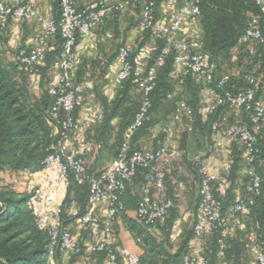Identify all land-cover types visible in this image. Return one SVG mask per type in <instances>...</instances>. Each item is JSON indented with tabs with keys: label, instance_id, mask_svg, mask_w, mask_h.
Returning <instances> with one entry per match:
<instances>
[{
	"label": "built area",
	"instance_id": "built-area-1",
	"mask_svg": "<svg viewBox=\"0 0 264 264\" xmlns=\"http://www.w3.org/2000/svg\"><path fill=\"white\" fill-rule=\"evenodd\" d=\"M264 14V0H255ZM139 5L138 14H134L136 27L147 33L155 43L161 41L162 46L154 63L149 65L154 48L148 45L122 43L116 53L119 67L114 83L120 86L133 73L132 83L141 93V103L133 122L124 132V142L115 160L100 171L89 172L86 157L87 142L79 141L69 145L67 139H75L80 131V124L74 112L83 106V86L75 79V68L80 58L73 47L77 38L88 34L92 29L102 25L109 14ZM58 21L51 15L42 13L32 0H0V35L7 32L11 19L19 23L37 20L43 27L42 38L30 41L17 50L15 62L29 74L38 71L47 51L52 46L49 39L57 33L63 43L61 53L54 62V82L48 87V93L54 98L50 111L52 121L59 128V139L51 153L43 160L44 169L50 179L46 186L34 187L27 200V207L35 217L39 229H47L49 234V251L47 264H57V256L63 252L75 255L84 250L103 255L107 264H140L139 254L121 245L116 240L110 223L99 227L95 223V206L107 200L108 218L114 219L119 205V195L124 191L127 182L142 177L140 200L135 216L147 225L163 224L168 213L174 207L172 198L159 197L165 188V167L183 155V151L169 143H161L157 148L147 150L131 148L133 133L149 119L151 106L150 94L156 84L158 67L165 63L166 57L174 52L175 67L183 76L201 75L204 85L201 89L202 104L198 114L207 119L220 107L238 109L243 112L241 122H231L224 128L223 134L228 140L236 141L242 146L243 160L247 165L246 174L249 181L245 187L249 196L235 199L233 210L243 213L252 205L254 195L262 193L264 178L256 171L254 162L264 151V74L260 77L246 72L243 75L244 86L236 91L227 89L230 77L218 74L214 64H208L202 45L196 37L183 35L184 23L198 19L201 15L200 0H182L178 8L169 14L168 21L158 19L157 0H94L79 7L75 0L59 1ZM238 44L245 46L250 55L257 53V47L264 45V32L257 22L250 20L244 33L238 38ZM185 116L189 120L188 130L194 122L193 108L185 102L177 105L173 115L175 120ZM219 121L211 122L213 133L219 132ZM100 148V144H97ZM190 162L198 174L197 212L193 223L196 238H202L207 230L217 232L221 242L230 231L227 216L222 213L221 201L215 197L213 182L218 176L197 156L190 157ZM72 173L77 184H87L89 194L87 205L82 214L75 208L72 216L95 231L100 238L83 249L75 240L67 225L63 223L61 204L57 198L61 195L68 175ZM264 196V193H262ZM246 247H256L255 264H264V240L256 230H252L245 242ZM182 264H208V259L199 248L195 247Z\"/></svg>",
	"mask_w": 264,
	"mask_h": 264
},
{
	"label": "trees",
	"instance_id": "trees-1",
	"mask_svg": "<svg viewBox=\"0 0 264 264\" xmlns=\"http://www.w3.org/2000/svg\"><path fill=\"white\" fill-rule=\"evenodd\" d=\"M59 1H54V18L57 21L60 15ZM200 9L201 15L198 20L202 30L201 45H203V52L206 53L208 64H214L216 69L223 63L236 64L242 71L239 77H230L225 87L233 91L241 89L245 84L243 75L249 69L256 75L264 74V45L257 47L258 51L255 55H250L245 46L238 44V38L244 33L250 20L257 22L264 32V14L255 0H200ZM144 37L147 39L149 35L144 33ZM78 40L79 37L76 44ZM62 43L59 33L49 39V45L52 48L46 52L38 67L41 74L52 69L54 62L60 56ZM143 45L144 42L138 43V46ZM161 46V41L156 42L148 61L149 65L154 63ZM251 56H254V62H249L247 59ZM85 69L86 63L81 61L75 72L77 82L82 80ZM176 69L174 52H171L166 57L165 63L157 69L156 84L150 94L149 119L133 133L130 140L132 149L140 148L136 142L138 137L146 134L159 118H166L169 114L175 113L180 102H185L193 108L194 122L191 133L198 127L200 131L207 134L209 139V134L212 133L210 125L215 120L219 121V131L223 130L224 114L229 109L220 107L215 114L202 119L198 114L199 87L195 84L194 77L183 76L180 72L177 74ZM104 72V70L101 71V76ZM27 75L29 73L19 67L14 57L7 62L0 55V264H47L48 261L49 234L47 229L37 227L35 217L27 207L30 193L15 190L11 184L4 183L2 176L5 173H37L44 170L43 160L52 152L59 139V128L50 117L54 98L48 93L47 88L42 89L39 95H32L29 91ZM132 79L133 73L121 84L113 100H109L102 92L100 88L102 83L95 87L97 98L103 109V120L100 129L96 132L95 142L100 144V149L105 146L114 158L117 157L124 142L125 130L133 122L140 108L141 93H133L135 85ZM178 82L182 84L189 97L185 100L176 98L169 106L168 102L175 93V84ZM114 119H117L116 130L112 143H108L110 138L108 133L113 129ZM186 137L187 133L184 135V141ZM263 156L264 151L253 164L262 178H264V166L261 162ZM241 167L240 157H235L225 176L228 186L222 196L217 191L220 179L213 182V192L221 201L222 213L225 216L226 209L233 206L235 201L234 187ZM92 171L94 170H89V172ZM136 179L142 185L141 175H138ZM246 181L248 183V176ZM66 184V194L61 204L62 220L65 225L67 224L66 207L74 204L73 207H77L82 214L89 194L88 185L77 184L72 173L68 175ZM262 193H264V182ZM262 193L252 196L253 203L247 210L252 219V230H256L264 240V196ZM243 196H249L246 190ZM139 200V193H134L127 182L124 191L119 195L115 217L121 220L140 248V264H182L189 250V243L194 237L193 229L186 234L182 243L173 252L174 245L170 231L176 214L174 207L170 209L163 224H156L157 233L155 226L147 225L136 216L129 215L128 212L137 209ZM73 218L77 219V217ZM199 239L201 240L200 251L208 259V264H219L221 260H225L227 264H243L242 255L246 248V240H232L227 235L221 242L220 235L209 230Z\"/></svg>",
	"mask_w": 264,
	"mask_h": 264
},
{
	"label": "crops",
	"instance_id": "crops-1",
	"mask_svg": "<svg viewBox=\"0 0 264 264\" xmlns=\"http://www.w3.org/2000/svg\"><path fill=\"white\" fill-rule=\"evenodd\" d=\"M10 1V0H5ZM37 7L40 9L42 13L49 14L54 17V1L53 5L48 6L47 0H32ZM79 7H82L88 3H91L94 0H75ZM182 3V0H160L158 2V11L162 12V15L159 16V20L167 22L169 14L166 15V12L169 10L175 8H178L180 4ZM175 8V9H176ZM157 11V12H158ZM118 12H115L113 14H109L107 18L105 19L104 23L100 25L103 28H108V23L110 22V17L114 14H117ZM135 14V13H134ZM159 13H157V16ZM165 15V17H164ZM113 18V17H112ZM192 20H187L184 23L183 32L186 31V26L190 24ZM27 23L33 24L34 32L32 36H30L29 32H26L27 29H23L22 23H19L15 19H11L9 23L8 30L5 34L0 36V55H1V48L5 47L6 45H12L18 47L19 49L21 46H25L30 41H35V39L42 38L43 36V27L40 22L37 20L32 21H24ZM136 26V25H135ZM97 28V27H96ZM92 29L88 34L80 36L79 40L75 46V54L83 58L80 61H84L86 63V69L82 76V80H80L78 83H80L82 88V101L83 106L79 109H77L74 112V115L76 119L78 120L80 124V131L78 136L75 139H67V142L69 145H75L79 141H86L88 152L87 157L91 151H94V154L96 156V162H98L99 159L102 157V152H106L111 158V163L115 160V158L112 156L111 153L107 151L105 146H102V148H97V144L95 142V136L98 129H100L102 120H103V109L101 106L100 101L97 98L95 87L103 84L100 88L102 92L108 97L109 100H113L120 89V86H117L114 83L115 75L119 69L117 63H116V54L114 55H106L104 51H100L96 46V35L93 33V31L96 29ZM99 28V26H98ZM182 32V33H183ZM23 33L22 37L21 34ZM183 35L185 36V34ZM126 34H128V37L126 38L125 43L135 44L136 41L144 42V45L151 46L155 49L156 43L151 39L147 38L145 39L144 33L141 32L137 27L135 29L128 28ZM34 37V38H31ZM155 43V44H154ZM154 44V45H153ZM89 47V49H87ZM3 49V48H2ZM15 55V54H14ZM13 55V57H14ZM11 58V60L13 59ZM81 63V62H80ZM80 65V64H79ZM79 65L75 68V72ZM105 71L103 76H101V71ZM74 72V74H75ZM177 74H179V70L176 69ZM195 84L199 87L198 90V99H199V106L202 104V97H201V89L204 85V81L201 77V75L194 77ZM54 82V80H53ZM179 83V82H178ZM184 90V88H183ZM139 93L138 89L135 87L133 89V93L137 94ZM175 94V93H174ZM173 94V95H174ZM172 95V96H173ZM171 96V98H172ZM176 99V96L173 97V100ZM232 111V112H229ZM229 113L224 114L223 120H230L232 122H241L244 119L243 112L238 109H229ZM174 112L172 114H169L166 118H159L158 121H156L149 129L148 132L144 135H141L136 140L137 144H139L140 149H155L157 148L161 143H169L171 145L179 147L183 151V155L175 159L171 164L165 167L166 172V185L162 192L159 193V197L161 199L163 198H171L174 200V212H176L175 217L173 219V225L171 227L170 231V237L172 239V244L174 245L173 252L177 249V247L182 243L183 239L185 238L186 234L192 230L193 223L195 219V215L197 212V202H198V176H197V170L190 162V157L197 156L200 158L201 162L208 165L209 169L216 173L218 178L220 179V182L217 185V191L222 196L225 193V190L228 186V183L225 182V176L228 174L230 164L234 160L235 157H240L242 167L239 170V178L238 181L239 184H242L243 188L239 190L237 186L234 187V194L235 199L238 197H242L245 193V186H246V178H247V166L244 163L243 160V150L242 146L232 140H223L220 138V134L224 132V130H220L217 132V140L212 139L213 143L208 147V150L205 149L202 151V147H195L201 149L199 152V155H190L185 150L188 149V146L190 145L189 141V135L188 132L191 130H188V124L189 120L187 117L182 116L180 120H175L173 118ZM185 121V128L183 133L180 137V142H175L172 139V132L169 129H163L162 132L157 133L154 131V128L159 125L162 120L170 119L172 122H180ZM203 123V122H202ZM113 129L109 131L108 135H110V138H108V143H112L113 135L116 130L117 125V119H114L112 121ZM223 131V132H221ZM187 133V137L184 141V135ZM198 133V138L201 139L202 142L208 141L209 139H205L206 136H204L205 133L199 130L198 127H196L194 134ZM215 134V133H211ZM211 138V137H210ZM184 143V145H183ZM231 143V145H230ZM207 144V142H206ZM234 144V146H233ZM217 148V150H220V153L217 154H211L213 148ZM185 150V151H184ZM206 151V152H205ZM225 156V158H224ZM87 157H86V164H87ZM183 159H185V163H183ZM229 162L228 165L223 164L224 162ZM262 164L264 166V156L262 158ZM187 163V164H186ZM221 163V164H220ZM9 177V183L12 185L13 182H16V180L21 176V174H25L23 177L24 187L22 189L16 188L15 185L12 187L15 188V190L23 192L28 191L29 193L34 187H41L46 186L50 177L47 173V171L44 169L37 173H29V172H18V173H5ZM3 176V175H2ZM66 183L63 187L61 195L57 198V201L62 204L65 194H66ZM129 185L134 193H140L141 183L138 182V179L134 178L131 181H129ZM237 185V184H236ZM74 204H72L69 207H66L65 209V216H66V222L67 227L69 228L70 232L72 233L75 240L83 247V249H86L88 245L93 243L94 241L98 240L100 238L99 231H95L92 226L84 225L82 224L79 219H74L72 217V211L77 208L73 207ZM108 203L107 200H105L103 203L93 207L94 208V215H95V223L99 227H103L104 225L110 223L112 226L115 235L116 240L123 245L124 247H127L124 245L121 239V234L125 232V234L129 237H132L130 232L127 230V228L123 225L121 220L117 217L110 220L108 218ZM129 215L135 217V210L128 212ZM226 216L229 220L230 224V231H229V238L232 240L237 241H244L246 240L248 234L252 231V219L249 215L248 210H246L243 213H236L233 210V206L226 209ZM190 222V227L188 229L184 228L187 223ZM184 228V229H183ZM190 228V229H189ZM154 229L158 233V228L155 226ZM131 240V239H130ZM201 240L199 238H196L195 236L191 239L189 243V250L184 257V259L190 254L191 250L195 247L200 248ZM131 245L136 248V251H132L136 254H140L141 250L135 243V241L131 240ZM129 249V248H128ZM130 250V249H129ZM255 254H256V247L252 245L251 247H246L244 250V253L242 255V261L243 264H255ZM57 264H107L105 258L103 255L90 253L86 250H84L81 254L75 255L69 252H63L60 253L57 256ZM118 264H126L124 261H119ZM219 264H227L225 260H221Z\"/></svg>",
	"mask_w": 264,
	"mask_h": 264
},
{
	"label": "rangeland",
	"instance_id": "rangeland-1",
	"mask_svg": "<svg viewBox=\"0 0 264 264\" xmlns=\"http://www.w3.org/2000/svg\"><path fill=\"white\" fill-rule=\"evenodd\" d=\"M88 1V0H86ZM160 0H158L159 2ZM179 1V0H178ZM47 5L48 6H52L53 5V0H47ZM159 7V6H158ZM177 7V6H176ZM175 7V8H176ZM175 8L169 10L168 12H166V15L170 14L172 11L175 10ZM140 10V6L137 5L134 8L130 7L129 9H124L123 11H119L117 14L112 15L109 19L110 22L108 23V28H103L102 26L99 28L97 27L93 33L96 35V46L97 48L102 52L104 51L106 55H114L116 54V51L118 49V47L122 44L125 43L124 41H126V38L128 37V34H126L128 28H132L135 29L136 28V24L134 23V13L138 14ZM159 13V15L157 16L159 19V16L162 15V12H160V10L157 12ZM113 17V18H112ZM165 17V15H164ZM199 19V18H198ZM198 19H194L190 22V24L188 26H186V31H185V37H196L197 40H199V42H201V35H202V30H201V26L199 23ZM23 29H27L26 32H29L30 36L33 35L34 32V27L33 24L31 23H27V22H23L22 24ZM23 33L21 34L22 37ZM144 35V34H143ZM34 38V37H31ZM142 41V40H140ZM140 41H136L135 44L138 45V43H140ZM155 44V43H154ZM153 44V45H154ZM2 46V44L0 45ZM203 46V45H202ZM22 47V46H21ZM3 48V49H2ZM1 48V56L3 57V59H5L7 62H9L11 60V58L13 57V55L17 52V48L16 46H8L6 45L5 47ZM89 49V47L87 48ZM206 54V53H205ZM78 57L79 54L77 55ZM81 59L83 58V56L80 57ZM247 59L249 60V62H254L255 58L254 56L251 57H247ZM249 73L253 74V71L251 69L247 70ZM241 71L240 66L236 65V64H229V63H223L220 64L217 68V73L218 74H225L228 75L229 77H239ZM258 76L260 75L257 74ZM55 77V73L53 72L52 69L46 71L44 74H41L38 71H36L33 74H29L27 75V81H28V87H29V91L32 95H39L40 91L42 89H46L54 80ZM260 77V76H259ZM43 83V85H42ZM175 94L172 96V98L170 99L169 106L172 105L173 103V97L176 96V98H179L181 100H185L188 99L189 95L187 93V91L183 90V86L180 83H176L175 84ZM138 94V92H137ZM232 112V111H229ZM227 112V113H229ZM156 121V119H155ZM163 122H161L159 125H157L154 128V131H156L157 133L162 132L163 129H169L172 132V139L176 142H180V137L181 134L184 131L185 128V121H184V117H183V121L180 122H172L170 119H166L165 121L162 120ZM232 121L228 120H224L223 124V130L226 127L227 124L231 123ZM223 132V131H221ZM194 132H188V137H189V141L191 142L190 145L188 146V149L185 148V150L187 151V153H189L190 155L194 156V155H199L201 149L198 148H194L195 147H202V151L205 149L206 151L208 150V147L210 145H212L213 141L212 139H216L217 140V133L213 134H209V140L202 142L200 138H198V133H196L195 135H193ZM204 136H206L205 139H207V134H204ZM220 138L223 140H227L228 139L225 137V135L223 133H221ZM211 137V138H210ZM207 142V144H206ZM231 145V143H230ZM232 146V145H231ZM234 146V144H233ZM184 150V151H185ZM205 151V152H206ZM221 154L220 150L215 147L212 149L211 154ZM225 158V156H224ZM112 158L104 151L102 152V157L101 159L98 160V162H96V156L94 154V151H91L87 157V167L88 170H94V171H100L104 168H106L108 165L111 164ZM183 163H185V159H183ZM187 164V163H186ZM221 164V163H220ZM223 164L228 165L229 162H224ZM25 176V174H21V176H19V178L16 180V182H13L14 184H12L13 186L15 185L16 188L22 189V187H24V184H22L21 182H23V177ZM198 176V174H197ZM4 177V183H9V177L7 176V174H3ZM10 184V183H9ZM237 188L239 190H241L243 188L242 184H239V182H237ZM15 189V188H14ZM188 227H190V222L186 224V226H184V228L188 229ZM183 228V229H184ZM190 229V228H189ZM121 239L122 242L124 243L125 246H127L126 248H129L132 251H136V248L133 247L131 245V240L132 237H129L124 233L121 234ZM131 239V240H130ZM134 240V239H133Z\"/></svg>",
	"mask_w": 264,
	"mask_h": 264
}]
</instances>
